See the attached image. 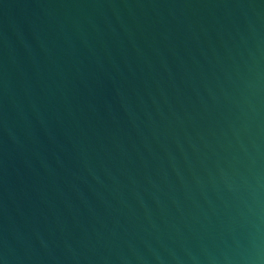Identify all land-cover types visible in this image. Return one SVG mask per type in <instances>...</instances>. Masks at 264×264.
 <instances>
[{"label":"water","instance_id":"95a60500","mask_svg":"<svg viewBox=\"0 0 264 264\" xmlns=\"http://www.w3.org/2000/svg\"><path fill=\"white\" fill-rule=\"evenodd\" d=\"M0 264H264V0H0Z\"/></svg>","mask_w":264,"mask_h":264}]
</instances>
